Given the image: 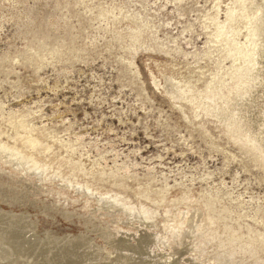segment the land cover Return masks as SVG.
Instances as JSON below:
<instances>
[{"label": "rangeland", "instance_id": "1", "mask_svg": "<svg viewBox=\"0 0 264 264\" xmlns=\"http://www.w3.org/2000/svg\"><path fill=\"white\" fill-rule=\"evenodd\" d=\"M263 16L264 0H0L9 258L82 264L94 244L101 259L132 264H171L160 256L178 250L180 264H264L260 247L219 243L233 228L264 233V153L207 110L247 81L238 74L257 49L251 19ZM80 219L103 225L115 248ZM32 244L46 245L33 255Z\"/></svg>", "mask_w": 264, "mask_h": 264}, {"label": "bare ground", "instance_id": "2", "mask_svg": "<svg viewBox=\"0 0 264 264\" xmlns=\"http://www.w3.org/2000/svg\"><path fill=\"white\" fill-rule=\"evenodd\" d=\"M251 23H252V26H255V28H253V31L256 30L255 35H254V37H252V39L256 42L257 49L255 50L256 51L255 54L252 55L251 57H249V53H247L246 51H245L244 55L248 56L247 60L245 61V65L248 66L249 64L254 63V68L252 71L247 73L248 68H247V66H245L243 68V70L246 69V75L244 76L242 73L238 74V77H239L238 82L243 81V79H241V78L244 77V80L245 81L247 80L246 82H244L246 84L242 83L240 85V88H237L234 91V93L233 92L228 93L230 95L227 96L228 99H227L224 107L215 108V106H217V103H214V104H212V106H207V110L209 112L215 113L217 115L216 117L223 119L225 122L226 121H233L236 124H238L240 132L246 134V136L250 139V141L255 146H257L261 152L264 153V16L260 17V18L257 17L256 19H251ZM216 33H217V35H220V36L225 35L227 33V25L225 23H223L222 25L217 26ZM249 79H251V82H249ZM176 91L178 92V90H176ZM221 93L223 94L221 96L225 95V93H223L222 91H221ZM233 109H236L235 110V112L237 113L236 118L232 117V110ZM19 142H20L21 147H23V148L24 147H31V149H35V147L38 144H41V140H36V141L35 140H27V141L26 140H20ZM33 144H36V145L30 146ZM41 146H42V144H41ZM31 149H29V150L31 151ZM43 149H47V148H43ZM1 151H4L3 148ZM12 158L14 159L15 157L13 156ZM0 201H4V198L0 197ZM35 207H36V209H41V207H38L37 205H35ZM49 210L51 211V209H49ZM43 211L48 212L45 208ZM8 214L12 215L13 212H11V210H9ZM68 214L71 215L70 213H67V215ZM192 220L193 219H192L191 214H188L183 219L182 225H183V227L184 226L186 227L185 230H187L188 232H191L190 226L193 223ZM80 223L82 224L83 228H89V232H92V233L94 232L93 234H95V232H98L97 234L99 235L100 239L104 241V243L115 248V242H113V240L108 236L109 233L107 231H105L103 225L95 223L91 219L90 220H81L80 219ZM11 225H12V223H11ZM208 225H209V221L204 218L202 220L201 226L212 232L213 230H211ZM230 227H232V226H230L228 224H224L223 225V228H224L223 231L224 232H225V230L227 231ZM251 228L252 227L246 226V229L248 231V234H246V236L240 235L238 228H233L232 234L229 235L228 237H226V241H219V243H224V246H222L223 248H229V249L232 248L231 250L233 251L234 244L242 239V241L246 242L244 245H247V248L245 247L246 249L243 248L244 250H247V251L250 250V251L254 252L257 249V247H260L261 250L264 252V233H257V236H253L250 234V232L252 233ZM90 236H91V234H90ZM91 237H89V239L93 238V237L92 238ZM150 238H152V237H150ZM215 238H216V235H215ZM124 239H125V237H124ZM148 239H149V237H148ZM242 241H241V243H242ZM87 242H89V241H87ZM87 242H86V244H87ZM74 243H75V245H78V241H74ZM74 243H70V244L74 245ZM90 244H93V243H90ZM43 245H46V244H42L40 247H36L35 245L32 244L31 248L33 249L32 250L33 252L31 254L34 255L35 253H38V252H36L37 249L42 248ZM81 245H82V243H81ZM88 246H90V245H88ZM91 247H93V248H92L91 252L87 253L88 256L86 254L84 256H80V255L78 256L79 261H82L81 262L82 264H83V262H86L85 264H130L133 261V260L131 261L132 258L130 256L127 257L126 255H122V254L115 257L117 259H113L114 257L110 258L108 256H107V258L105 257L104 259H101L100 255L99 254L97 255V252L100 249V247L97 248L98 246L96 247V246H94V244ZM188 247L189 246L187 245L181 249H183L185 251L186 249H188ZM240 247H241V245H240ZM121 248L125 249L123 247H121ZM238 249H239V247H238ZM9 251H10L9 246L0 247V264H24V263L19 262L18 260L15 261L13 258H9ZM178 252H179V250L176 251L175 253L178 254ZM77 253H78V251H77ZM175 253L163 255L160 257L164 258V262H166V259L171 257V258H173L171 264H180L178 259H177L178 257ZM241 253H242V250H241ZM74 254H76V253H74ZM158 254H160V253H158ZM101 257H103V256H101ZM250 257H252V256H250ZM253 257H255V255ZM118 258H120V259H118ZM230 258H231V256H230ZM232 258H233V256H232ZM102 260H108V261L102 262ZM49 262H47V263L45 262L44 264H50ZM70 262L80 264L76 260H72ZM214 262L218 263L215 260H214ZM249 262L251 264V261H249ZM258 262H260V261H258Z\"/></svg>", "mask_w": 264, "mask_h": 264}]
</instances>
